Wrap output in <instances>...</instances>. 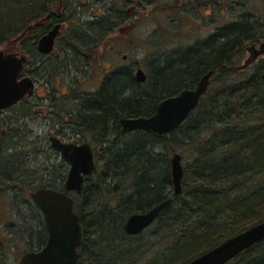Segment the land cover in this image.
Listing matches in <instances>:
<instances>
[{"label":"trees","instance_id":"obj_1","mask_svg":"<svg viewBox=\"0 0 264 264\" xmlns=\"http://www.w3.org/2000/svg\"><path fill=\"white\" fill-rule=\"evenodd\" d=\"M19 1L0 0V9L7 11L5 16L0 12V45L10 53L18 48L12 44L15 39L6 35L17 34L15 20L25 15H13L9 7L17 2V6L28 4L32 10L43 2ZM247 19L231 20L219 27L208 49L172 51L168 65L155 70L149 90H143L146 83L138 82L129 71L111 72L96 93L80 101L81 117L97 141L94 175L85 180L84 200L77 198L75 202L83 231L80 257L91 245L104 251L108 243L127 235L124 223L129 214L146 211L172 197V204L157 219L171 226V264H186L264 220V57L249 67L247 75L232 77L230 73L235 55L264 39V18L260 23ZM210 70H214L213 82L217 80V84H211L199 106L177 130L167 135L141 130L122 133L121 118L153 114L159 100L193 87ZM3 139L0 134V183L13 192L15 202V191L20 189L28 195L40 187L62 189V177L23 187L18 169H2L10 160L3 155ZM177 145L185 149L188 159L183 165L180 195L173 191L170 169ZM28 202L36 211L37 225L23 228L20 218L9 231L17 239L36 237L37 243L29 241L24 252L39 251L47 243L48 231L41 210ZM226 264H264V240Z\"/></svg>","mask_w":264,"mask_h":264},{"label":"rangeland","instance_id":"obj_2","mask_svg":"<svg viewBox=\"0 0 264 264\" xmlns=\"http://www.w3.org/2000/svg\"><path fill=\"white\" fill-rule=\"evenodd\" d=\"M22 2L23 0H20L18 3ZM211 2L212 9L211 11L208 10L207 14L205 11L193 14L189 10L186 13L180 12L181 15L175 16V18L165 16L164 18L150 19L146 23L142 22V29L139 28L140 30L135 31L134 39L136 40V45L132 51L128 52L132 60L136 59L145 68L148 75L152 77V82L148 80L143 90H149L152 83H154L155 70L168 65L169 54L172 51L178 49L180 52H183L191 47L208 49V46L213 43V38L219 27L229 24L231 20L249 18L247 20L251 23L263 21L264 0H212ZM16 4L17 2L9 7L13 11V15L24 12L25 16H21L18 20H15L16 23L13 25L14 31L21 28L26 22V17L28 18L29 15L33 14L28 4H18V6ZM0 12L1 15H7V11L5 10L0 9ZM80 28L78 26L70 27V35L75 36L77 33L75 31ZM146 29L147 32L145 31ZM160 29H163V32ZM16 33L15 35L12 33L7 34L6 38L9 37L10 40H16L20 34L19 32ZM38 34H40V30L37 32L32 31L29 36L31 37L30 43L36 40ZM144 38L145 40L150 38L151 45L153 42L157 44L162 43L163 46L161 48L158 45L150 47V45L146 44L147 42L141 43ZM15 40L12 41V44L17 47L18 44ZM263 41L264 39H260L256 44L259 45ZM139 44L141 47H139ZM2 48L5 49V45H2ZM14 52H17V50ZM166 55L168 56L166 57ZM247 56V52L243 50L239 55H235L232 65L242 64ZM263 57H260L258 60ZM107 58H111L110 53L106 55ZM119 60L121 61V59ZM55 62V60H51L46 65L54 67L56 65ZM36 64L34 62L31 65ZM105 64L108 65L109 62L105 61ZM45 68L46 66L38 69L36 74L38 81L37 93L41 95L40 90H42V98L32 97L28 99V97H25L23 101L13 107L0 111V134L4 138L1 141L2 152L4 156L6 155L5 158L8 156V159H10L2 164V169L3 167L13 170L18 169L19 182L25 188H32L34 184H38L42 179L46 180L51 177L55 180L62 177L63 181L70 169L69 163L65 162L61 154L52 147L47 137L48 129H56L59 125L57 120L54 119V114H52V111H55V109L53 105H49V103H52L49 101L51 96L45 97L51 88L50 84L46 82V78L43 79L46 74L44 72ZM88 69L85 70V73H81L78 76L73 72L72 74L74 75L64 78L62 85L71 86L74 88V93H79V91L87 92L88 94L90 92L96 93L101 87L104 75L107 73L103 68H100L98 73L91 74V68ZM230 73L232 77L238 74L247 75L250 73V69L248 67L242 72L232 70ZM79 76H81V80H79ZM216 82L217 80L212 82V85L213 83L217 84ZM60 100L57 99L54 103L62 106L63 102H60ZM78 100H74L73 102L79 104ZM36 108L47 110L45 112L37 111ZM77 118L79 127L85 129L86 132L84 135L76 137V141L79 143L88 142L94 147L97 141L94 140L93 136H89L86 121L81 117ZM180 135L177 134L179 137ZM176 147L177 152L183 155L184 165L186 160H188L184 157L185 149L180 145ZM99 163L101 162L99 161ZM15 192L16 202L12 198L13 192L10 191L9 193L7 188L5 189L4 186L0 185V264H19L23 252L29 247L28 242L33 241L37 243L36 237L31 240L26 239V237L17 239L9 231V228L12 226L11 224L14 221H19L20 218L24 220V223L20 222L23 228L26 226L31 227V224L36 226L38 223L36 211H34L28 202L29 200L33 202V200L27 191H21L20 189ZM84 196L82 194L80 197L81 201L84 200ZM18 204L19 206H17ZM18 207L22 209L20 212L17 210ZM165 223V221L158 223L156 220L151 224V227L139 235H125L121 238L119 236L115 241L108 243L104 251L100 250L101 246L95 247V245H91L86 249L84 255L80 257L79 264H171L169 257L170 235L168 234L171 226ZM92 239L95 241L97 237L94 236ZM94 252H96L95 255Z\"/></svg>","mask_w":264,"mask_h":264},{"label":"water","instance_id":"obj_3","mask_svg":"<svg viewBox=\"0 0 264 264\" xmlns=\"http://www.w3.org/2000/svg\"><path fill=\"white\" fill-rule=\"evenodd\" d=\"M60 24L44 34L39 40V51L50 54L55 45V39L60 31ZM247 58L242 64L230 66L231 70L243 71L254 61L264 56V41L259 45L253 43L246 47ZM26 57H20L14 52H5L0 45V111L13 107L24 100L25 96H32L35 91L34 80L30 76L20 77ZM214 70L204 73L198 83L184 88L178 94L170 95L158 102L156 111L151 115L126 117L120 119L122 133L152 131L155 134L167 135L177 130L201 103L202 97L211 86ZM136 80L145 83L147 74L142 69L136 70ZM52 147L61 153L70 169L64 181V191L52 187H40L30 192L35 206L41 210L48 231L47 243L39 251L25 252L19 264H78L79 251L82 245L83 231L80 217L74 207V197L67 193L81 194L87 177L94 175L96 168V151L88 142H66L51 137ZM171 176L173 191L176 195L182 193L183 188V158L179 152L171 156ZM173 197L155 204L143 212H134L124 223L127 235H139L154 223L162 211L172 204ZM264 240V220L251 227L241 230L208 252L186 262V264H226L237 257L242 251Z\"/></svg>","mask_w":264,"mask_h":264},{"label":"flooded vegetation","instance_id":"obj_4","mask_svg":"<svg viewBox=\"0 0 264 264\" xmlns=\"http://www.w3.org/2000/svg\"><path fill=\"white\" fill-rule=\"evenodd\" d=\"M211 1L212 0H43L38 8L35 7L32 9L33 12L31 13L33 14L31 17L25 20L26 22L24 25L18 29L20 34L15 40L17 41L18 49L17 52L14 53L20 57H22V55L26 57L20 77L30 76L35 83L36 88L34 94L30 97L25 96L28 97V99L32 97H43L41 96L42 90H40L41 95L37 93L38 81L36 74L38 69L46 66L44 69L46 74L43 79L46 78V82L50 84L51 88L45 97L51 96L49 101L52 103H49V105H53L55 111H52V114H54V119L57 120L59 125L56 129H48L47 137L49 141L51 137L54 136L62 141L79 143L75 138L84 135L86 132L85 129L79 127L77 117L82 116V108H79V105L81 100L89 98L93 93L90 92V94H88L87 92L81 91H79V93H74V88L69 85H62V81L65 77L74 75L72 74L73 72L77 76L81 75V73H85V70L88 68H91V74H96L100 68H103L107 73L104 75L103 80L107 75L111 74V72L122 71L131 72L136 79V70L140 68L147 74V80L145 81V83H147L149 76L148 72L136 61V59L132 60L128 52L135 48V31L140 30L139 28L142 29V22L146 23L150 19H159L165 16L175 18V16L181 15L180 12L186 13L189 12V10L192 11L193 14H197L200 11H205L207 14L208 10L211 11L212 9ZM29 4L31 5L30 2ZM58 23L61 25L59 29L60 33L55 39L53 50L50 54H42L39 51L38 42L40 38L48 33L49 30L53 29L54 25ZM76 26L81 28L75 31L77 32L75 36H71L69 29L70 27ZM38 30H40V34L37 35L36 40L30 43L31 37L29 36L32 31L37 32ZM160 30L163 32V29ZM145 31L147 32V29ZM143 42H147L146 44L150 45V47L158 45L159 48H161L163 46L162 43L157 44L153 42L151 45L150 38L148 40L144 38L141 43ZM139 47H141L140 44ZM109 53L111 58L106 59V55ZM167 56L168 55H166V57ZM119 59H121L122 62ZM51 60L56 61L54 67L46 65V63ZM105 61H108L109 64H105ZM168 61L170 62L171 60ZM34 62L37 64L31 65L34 64ZM213 76L211 77V84L214 80ZM78 78L81 80V76ZM197 83L198 81L196 84ZM57 99H61L60 102H63L62 106L54 103ZM74 100H78L79 104H75L73 102ZM36 109L37 111L43 112L47 110L43 108ZM88 133L90 134L89 136H93V133L91 134L89 131ZM0 178H3L1 172ZM63 184L64 182L62 185ZM0 185H2V183H0ZM7 190L9 191V188ZM64 190L63 185L62 189L58 191L62 192ZM67 194L74 197L75 207L76 199L80 198L83 192L81 194H76L73 191ZM82 245L78 248V264Z\"/></svg>","mask_w":264,"mask_h":264}]
</instances>
